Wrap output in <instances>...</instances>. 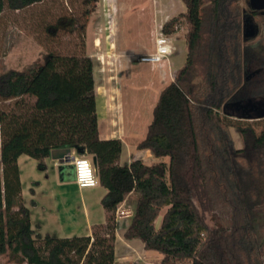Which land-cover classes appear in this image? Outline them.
<instances>
[{
  "label": "trees",
  "instance_id": "16d2710c",
  "mask_svg": "<svg viewBox=\"0 0 264 264\" xmlns=\"http://www.w3.org/2000/svg\"><path fill=\"white\" fill-rule=\"evenodd\" d=\"M41 1L0 0V15L6 4L19 10ZM183 1L186 62L161 91L138 144L166 160L122 163L123 141L100 136L94 63L85 47L50 52L39 65L0 75V100L16 99L0 112V255L10 249L28 264H116L117 209L135 192L125 237L161 253V264H264V123L233 120L223 110L264 95V35L245 36L242 0ZM180 16L162 31L175 32ZM66 147L94 156L107 189L106 222L91 234H42L23 200L19 157L44 167L54 149Z\"/></svg>",
  "mask_w": 264,
  "mask_h": 264
},
{
  "label": "rangeland",
  "instance_id": "374dc122",
  "mask_svg": "<svg viewBox=\"0 0 264 264\" xmlns=\"http://www.w3.org/2000/svg\"><path fill=\"white\" fill-rule=\"evenodd\" d=\"M241 3L244 9L243 20L247 22L248 26H251L250 28L253 26V30L256 32L255 35L250 37L258 36L257 38H259L263 36L264 10L254 11L250 0H242ZM168 6H172L176 16H180L181 13L186 11L183 0H44L19 10H13L6 4L0 15V75L11 68L27 69L39 65L45 61L50 52L76 54L81 53L85 47L87 53L91 54L95 65H97L100 92H105V85L109 76L114 77L111 80L112 87L118 89L117 93L120 92L121 79L129 77L131 73L132 77L125 79L124 84L122 83L123 110L127 138L130 141L133 139L136 141V139L144 137L147 132L148 125L153 119V107L157 101V96L155 91L152 94L151 90L146 89L150 86L149 65L142 62L133 68V64L131 65L126 60L123 62L120 57H125L131 54L132 51L144 53L147 49L132 48L130 52H123L119 48L116 50L108 48V41L110 45L111 41H115L114 36L110 35L113 27H115L112 17L119 18L120 34L129 42L140 46L151 45V33L155 27V11L158 13L166 12ZM87 10H91V12L87 14ZM179 20L181 35L178 37L182 40L176 41L177 56L183 57V37L186 36L189 27L183 16H180ZM110 21L112 22L110 23ZM89 23L92 24L90 39H88ZM101 36L103 43L99 41ZM88 40L91 46L90 52H88ZM259 69L261 72L263 71L261 78H264V68ZM155 89H157V85ZM111 92L113 94V90ZM117 100L116 105L121 111L120 100ZM15 102L16 99L0 100V112L9 110ZM223 110L230 114L233 120L242 118L246 122H253L260 128L264 123V95L252 97V99L245 102L241 101L240 105L228 103ZM114 131H117V128ZM232 133L236 145L242 146L243 140L235 127H232ZM1 141L0 130V149ZM78 154L88 156L86 152L82 151H79ZM23 158L29 160L26 167L23 168V178L26 183L28 181L27 175L37 172V162L39 160L27 154H24ZM164 158L167 159V157ZM33 164L37 166V169H32ZM254 172L258 174L256 162L254 163ZM97 190H99V187H96V189L87 188L83 194V197L89 200L91 215H94L101 204L98 200ZM68 191V194L59 195L63 212L66 214L76 212L81 214L83 212L81 193L77 191L75 185L69 186ZM26 196L28 195L26 194ZM133 205L134 201L129 199L118 208L120 212L125 210L131 215ZM78 207L80 209H77ZM164 212L165 209L162 210L155 221L156 226H160ZM65 219L64 223L66 225L69 219L67 217ZM81 220L78 219L80 222ZM122 222L121 220L118 228L122 225ZM126 253L125 250L122 251L116 264H161L163 260V255L153 250H149L148 256L143 257ZM0 264L28 263H22L20 258L14 256L9 249L6 253L0 255Z\"/></svg>",
  "mask_w": 264,
  "mask_h": 264
},
{
  "label": "crops",
  "instance_id": "0c3cea01",
  "mask_svg": "<svg viewBox=\"0 0 264 264\" xmlns=\"http://www.w3.org/2000/svg\"><path fill=\"white\" fill-rule=\"evenodd\" d=\"M175 16L176 13L173 12L172 6H168V10L166 12L158 13L157 11H155V15H154L155 27H154V31L151 33L152 44L141 45V46L135 45L134 43L129 42L127 39L121 36L120 28H119V18L112 17V21L114 22L113 25L115 24V27H113V30L111 31L110 35L114 36L115 41H111L112 42L111 45L108 41V48H112L113 50L119 48L123 52H130L132 48H138L143 50L147 49L146 52H154L156 50V38L161 32L164 23ZM112 21H110V23ZM91 27L92 24L90 25L89 23L88 39H90ZM167 35L169 36L170 41L174 47L173 53L169 56V58L165 59L161 63H155V64L144 62L149 65V72H150V86L147 87L146 89L151 90L150 92H152V94H154V91L156 92L157 101L159 99L160 93L163 90V88L167 86L172 80H174L178 69L181 68V65L184 62H186V58H187V42H186L187 34L186 36L183 37L184 39L183 57L177 56L178 52H177L176 41L182 40V38L178 37L179 35H181L179 28L175 32ZM97 41L98 39L96 40V44ZM99 41L103 43L102 36ZM90 50H91V46H90V41L88 40V52H90ZM89 55L91 56V54ZM120 57L123 60V62L126 60L129 63H131V65L133 64L132 65L133 68L135 65L142 63V61L133 60L132 54H128L125 57L123 56ZM96 66L97 65H95L94 63L100 136L102 138L116 137V138H120L123 141V151L121 155L122 163H126V162L130 163L133 159H141L143 162L147 164H151L160 160H166L165 158L156 157L151 152L150 149H140L138 147L139 142L146 136V134L144 137H140L136 139V141L134 139L130 141V139L127 138L124 110H123L122 91H123L124 80L127 78L128 79L131 78L132 77L131 73L129 77H124L121 79L120 87H119L120 92L117 93L118 89L112 87L111 80L114 79L113 76H109L107 78V83L105 85V92H100L99 91L100 85L98 83L99 79H98ZM156 85H157V89H155ZM112 90H113V94L111 92ZM117 99L120 100L119 104L121 105V111H119L118 105H116V102L118 101ZM157 101L155 102V105ZM116 128L117 131H114ZM66 148H69L71 150L70 155L68 156L79 155L75 147H66ZM87 154L92 159V161H95L94 156L92 154L89 153ZM23 155H21L18 159V165H19L20 177L22 183V196L24 203L30 208L32 227L36 231L42 234L49 233L57 237H72L75 235L91 234L93 225L106 222L107 212L103 207L102 203L100 204L99 209L94 213V215H91L89 209V200L83 197V194L85 193L84 190L87 188H80L79 185L77 184L73 161L62 162L61 160L54 158L51 154L50 156L44 159V164H45L44 167L39 166V161L37 162L38 169L37 166L33 164L32 169L33 170L37 169V172H33L32 174L27 175L28 181L25 183L23 178V174H24L23 168L26 167V164L29 160L27 158L24 159ZM65 155L67 156V154ZM22 159L24 160L22 161ZM71 185H75L77 191L81 193V206H82L81 208L83 211L82 212L83 218H82V213L78 214V212H76L77 215L76 213L66 214L63 212V208H61L59 195L61 196L68 194L67 193L69 192L68 188ZM96 187H99V190H97L96 192L98 194V200H100L101 202L103 196L107 192V189L101 184L88 188L96 189ZM26 194L28 196H26ZM137 198H138V194L135 192H131L130 194L127 195L126 199L120 204V205L125 204L129 199L134 201L133 208L131 209L132 210L131 215H128L127 217H123L121 219L123 221L122 225L119 228L117 227L116 230V248H115L116 261L118 260L119 255L122 254L123 250H125L127 252L126 254L128 255L137 254V256L139 257L148 256L149 250L145 248V244L141 239L139 238L128 239L125 237V231L132 221ZM77 209H80V207H78ZM66 217L69 219V222L68 224L65 225L64 222L66 220L65 219ZM79 218L82 219L81 222L78 221Z\"/></svg>",
  "mask_w": 264,
  "mask_h": 264
},
{
  "label": "built area",
  "instance_id": "2783aa9c",
  "mask_svg": "<svg viewBox=\"0 0 264 264\" xmlns=\"http://www.w3.org/2000/svg\"><path fill=\"white\" fill-rule=\"evenodd\" d=\"M165 47H170L172 49L171 54L173 53V45L170 41V38L167 34H165L163 31L159 33V35L156 38V50L154 52H144V53H136V52H131L132 54V59L137 60V61H142V62H149L145 60L144 58L149 55H156L158 50L161 48ZM170 54V55H171ZM170 55H164L161 57L159 61H152L149 63L155 64V63H161L165 59L169 58ZM89 163L90 168L89 169H84L82 167L83 163ZM74 164V170H75V176H76V182L79 185L80 188H88V187H94L100 184L99 176L97 173V169L94 165V162L92 161L91 158H89L87 155H78L75 156L73 160ZM94 171H91L93 170ZM91 171V174H85L86 172ZM117 222L118 224L121 221V218L127 217L129 214L128 211L123 210L122 212L119 211V208L117 209Z\"/></svg>",
  "mask_w": 264,
  "mask_h": 264
},
{
  "label": "water",
  "instance_id": "95a60500",
  "mask_svg": "<svg viewBox=\"0 0 264 264\" xmlns=\"http://www.w3.org/2000/svg\"><path fill=\"white\" fill-rule=\"evenodd\" d=\"M250 4L252 6V9L254 11H258V10H264V0H250ZM251 26H248L247 22L245 21L244 22V33H245V36H253L255 35V31L253 30V26L252 28H250ZM70 149L69 148H59V149H54L52 151V156L54 158H57L59 160H61L62 162L63 161H66V162H71L74 160L75 156L72 155V156H68L70 155ZM67 154V156L65 155ZM65 159V160H64Z\"/></svg>",
  "mask_w": 264,
  "mask_h": 264
},
{
  "label": "clouds",
  "instance_id": "9594fccd",
  "mask_svg": "<svg viewBox=\"0 0 264 264\" xmlns=\"http://www.w3.org/2000/svg\"><path fill=\"white\" fill-rule=\"evenodd\" d=\"M171 51H172V49L170 47L161 48V49L158 50V52H157L156 55H149V56H146L144 59L147 60V61H149V62L159 61L162 56H164V55H170L171 54ZM82 167L84 169H89L90 168V165H89V163L86 162V163H83ZM91 171H94V169L91 170ZM91 171L86 172L85 174H89L90 175L91 174Z\"/></svg>",
  "mask_w": 264,
  "mask_h": 264
}]
</instances>
